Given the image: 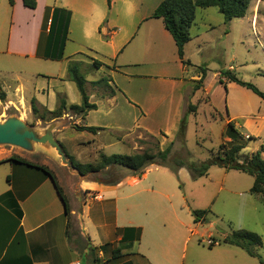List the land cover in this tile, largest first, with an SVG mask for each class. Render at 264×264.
Returning a JSON list of instances; mask_svg holds the SVG:
<instances>
[{
    "label": "crops",
    "instance_id": "1",
    "mask_svg": "<svg viewBox=\"0 0 264 264\" xmlns=\"http://www.w3.org/2000/svg\"><path fill=\"white\" fill-rule=\"evenodd\" d=\"M122 1L114 0L109 7L107 0H37V7L31 9L24 6L23 0H15V4L11 6L13 17L7 44L8 52L56 61L61 65V72H36L35 77L42 78L40 84L30 87L23 83H18L15 87L8 85V89L12 90L11 94H8L0 85V90H4L6 94V105L19 108L22 98L26 101L30 95L36 98L41 108L54 110L59 105L58 94L65 98L69 106L79 105L82 99L79 92L75 91L77 88L72 84L74 82L68 80V63L86 60L93 63L94 60H98L103 65L95 68L103 73L100 78L111 77L110 84L116 91L115 95L102 96L103 93L88 91L89 101L95 103L97 109L90 110L85 115L65 111L63 116L74 119L77 125L98 126L106 130L119 131L131 129L143 121V117L140 116L142 111L155 114L161 110L174 122V125H178L179 133L182 119L188 114H196L197 110L187 112L188 106L197 105L193 101L196 99L198 102L197 96L200 91L207 92L206 78L201 88H194L198 82L197 79L201 77L197 70L200 68L192 64L186 52V45L199 38L200 34L192 36L193 38L185 45L184 59L189 60L190 63L183 64L178 55L175 40L165 28L163 20L152 17L153 11L162 0H157L144 13L141 10L144 6L142 0H124L123 3ZM3 2L4 0L1 4H4ZM7 4H4L5 8L8 7ZM17 6L30 12L31 16L27 19H33L36 23L35 29L27 34L20 46L14 45L12 40L13 27L17 24L16 19H19L16 17ZM261 6L259 4L257 7ZM55 8L71 12L63 57L58 60L49 58L56 53V42L62 19L60 15L55 16L53 33L49 34L50 19ZM120 12L129 19H120ZM256 17H258L257 10L253 21ZM6 19V12L0 14L2 24L0 34L5 30ZM192 67L196 68L194 72L190 70ZM219 76L224 80V76L220 74ZM148 78L157 79L158 84L164 87L165 93L163 95L150 93L148 84L144 87L136 83L138 80ZM52 80L56 82L54 85H51ZM96 80L98 79L90 82L87 79V84L89 82L92 84ZM101 108H103L105 121L101 124L87 122L90 115L100 111ZM119 108L122 112L120 115H118ZM63 116L55 118V121L64 120ZM241 116V114L235 116L229 114L227 123L235 122L236 118ZM126 121H129L131 125L128 126ZM143 127L147 128V126ZM59 131L61 143L65 145L64 147L68 146L65 149L75 154L81 152V148L98 144V136L101 133L76 130L92 135H89L86 140L74 141V139L66 138L62 130ZM166 138L168 143L169 137L166 136ZM161 144L162 149L167 146H164L162 141ZM103 147H105V140L101 142V151L104 150ZM7 158L9 157L2 158L0 161ZM79 159L82 160L80 157ZM27 160L46 165L54 171L67 198L70 213H66L65 204L53 180L43 170L14 161L0 163V166H8L4 173L5 182L0 184V264H176L180 253L178 242L172 238L160 239L159 223L150 219L151 203L148 201L151 193H160L157 186L163 188L162 175H157L154 181L149 182V186L142 185L143 180L148 177L146 171L142 176H127L125 180L113 185L105 184L100 178L95 180L82 178L76 173H72V176H76V181L65 175L61 180L49 164ZM153 165L155 164L150 166ZM166 168L164 169L167 170ZM183 168H180L178 172ZM170 171L173 173L172 170ZM63 182L72 188V197L68 194ZM125 183L136 188L126 192L124 198L132 199L142 193L145 194L139 204L130 206L139 213V218L123 226H118V221L115 220L109 224L107 220L105 222V204L112 206L116 204L115 200L118 198L116 190ZM252 185L246 188V192L256 196L258 201L254 202L253 210H259L260 205L264 206V195L251 193ZM220 189H226L225 183L220 186ZM227 190L232 195L241 194L234 188ZM96 196L99 198H95ZM159 221L164 223L163 219ZM108 227L109 229L105 231ZM128 227L136 228L135 238H123ZM240 227L239 229H243L244 226ZM147 231L151 233V236L144 242ZM105 233L110 236L107 241H105ZM220 241L218 240L213 247H209L210 250H215L213 257L218 260L206 261L203 264H256V261L262 264L257 257L251 256L244 249ZM105 243L110 245L107 246L108 244L105 245ZM115 248H121V256L116 258L113 257ZM185 254L184 251L183 255Z\"/></svg>",
    "mask_w": 264,
    "mask_h": 264
},
{
    "label": "rangeland",
    "instance_id": "2",
    "mask_svg": "<svg viewBox=\"0 0 264 264\" xmlns=\"http://www.w3.org/2000/svg\"><path fill=\"white\" fill-rule=\"evenodd\" d=\"M2 1L0 0V14L6 12L7 19L4 26L5 30L0 34V85L8 94H11L12 90L8 89V85L15 87L18 83H23L30 87L34 84H40L42 78L37 79L35 77L36 72H61V65L53 60L32 58L18 55L12 51L8 52L7 44L11 34L13 8L9 4V0L3 2L4 4L8 3L6 8L4 4H1ZM156 1L142 0L144 3L141 9L142 13L146 12ZM259 4L262 5L260 8L257 7ZM256 10L258 17L253 21ZM30 16V12L24 11L20 6L16 7V17L19 19H16L17 24L13 27L12 40L14 45L20 46L27 34L35 29V21L27 19ZM119 17L120 19H129L123 12H120ZM0 27H2L1 23ZM191 34L192 36L200 34V37L186 45L187 58L196 68H206L207 92L200 91L197 96L198 102L196 99L193 101L195 104L197 103L195 105L196 114L191 113L185 116L187 124L185 138L178 137V125H174V122L168 119L161 110L155 114H147L142 111L140 116L144 120L137 123L135 127L119 131L102 130L98 136L100 144L81 148V152L75 154L73 151L66 150L68 146H63L60 141L61 132L59 130L64 132L66 138L74 139V141L86 140L92 134L76 131L75 120L64 115L65 119L59 120L62 122L59 129L54 131V136L57 141L59 140L58 142L62 145L69 160H71L70 157H73L78 162L97 163L100 161L102 153L111 155L141 152L154 143L151 135L159 140L160 147H163L161 141L164 146L167 145L164 149L171 145L170 142H174L170 154L171 160L189 161L197 165L213 159L223 143L227 147L237 143L244 144L245 147L239 155L240 160L264 147V98L251 89L229 80L227 76H224L225 81L222 84L219 76L221 72L230 70L240 80L249 82L264 92V0L255 1L245 17L233 18L229 21H226L216 7L198 8ZM196 68H190L191 72H194ZM79 69L90 82L103 75L89 60L79 62ZM197 70L200 76V70ZM90 82L87 84L89 93L91 90L97 91L98 94L104 93L103 90L94 87ZM55 83L54 80L51 81V85ZM136 83L144 87H147L148 84L150 93L158 95L165 93L164 87L158 84L157 79L148 78L138 80ZM72 84L75 87V84ZM4 90H0V122L7 117L19 116L27 126L43 132L55 121V119L42 120L39 115L32 112L31 100L33 97L30 95L26 101L22 98L19 108L6 105ZM75 91L78 93L77 90ZM2 95L4 98H1ZM58 96L62 97L61 94ZM187 112H189V106ZM121 113V108H119L118 115ZM229 114L231 116L242 115L235 121L238 130L243 135L239 141H233L226 134ZM88 121L100 124L104 122L103 108L98 112H93L87 119ZM126 122L128 126L131 125L129 121ZM143 126H147V128ZM166 136L169 137L168 143ZM250 136L251 138L248 139ZM104 140L105 147L101 151V142ZM12 155L49 164L61 180L64 175L72 177L74 181L77 179L76 176H72L73 172L69 166L62 164L61 157L56 153L29 152L12 145H0V159ZM6 167L8 166H0V184L5 182ZM164 168L166 166L162 167L158 164L147 166L145 171L148 177L143 180L142 185L149 186V182L154 181L157 175L164 177L163 188L157 186L160 193L150 194L148 201L151 203L150 219L158 221L161 231L160 239L172 238L178 242L180 253L176 264H203L206 261L218 260L213 257L215 250L209 249L211 238L222 240L233 229L241 228L240 226H244L243 229L256 232L261 236L263 247L260 249V254L264 258V206L260 205L259 210H253L257 198L246 192V188L253 184L252 176L237 170L228 171L217 164L211 165L207 174L198 178H193L186 167L178 173L173 170L172 173L169 167L170 170ZM104 171L106 172L107 169L88 173L87 178L92 180L115 178L125 174L120 179L123 181L127 176H139L137 173L124 168L110 171V174L107 175ZM223 183L226 185L225 190L220 189ZM63 184L72 197V188L65 182ZM134 188L136 187L125 183L117 189L116 197L118 198H116V204L113 206L107 204L106 199L105 222L107 220L110 224L115 220L118 221V226H123L129 224L131 220L139 218V213L130 206L139 204L144 199L145 194L142 193L140 196L132 197V199L124 198L126 192L132 191ZM228 188H234L241 194L232 195L228 192ZM127 207H129L128 210ZM204 209H210L206 219L197 220L194 212ZM159 219H163L164 223H160ZM106 229L109 227L105 228V231ZM108 235L105 233V241L109 239L110 236ZM150 236L151 233L147 231L144 242L147 238L150 239ZM107 244L105 243V245ZM184 251L186 252L185 256L183 255ZM255 263L260 264L257 261Z\"/></svg>",
    "mask_w": 264,
    "mask_h": 264
},
{
    "label": "trees",
    "instance_id": "3",
    "mask_svg": "<svg viewBox=\"0 0 264 264\" xmlns=\"http://www.w3.org/2000/svg\"><path fill=\"white\" fill-rule=\"evenodd\" d=\"M113 1L114 0H107L109 7L111 6ZM255 1L257 0H162L153 11L152 17L160 18L163 20L165 28L171 33L175 40L180 59L182 60L183 64H189L190 61L184 59V49L185 45L193 38L191 34V28L196 20V13L198 8L216 7L223 14L226 21H229L233 18L245 17ZM9 3L11 6H13L15 4V0H9ZM23 4L28 8L35 9L37 7V0H23ZM56 15H60L62 17L61 26L59 28L56 42V53L55 55L50 56L49 58L58 60L63 57L65 42L68 35V27L71 12L65 9L55 8L50 19L51 22L49 27V34L53 33ZM48 20L49 19L47 17V21ZM102 65L103 63L98 60H94L93 62V66L96 68H100ZM67 75L68 80L74 82L76 85V88L82 99L81 104H72L69 106L63 96H58L59 105L57 106V108L54 110H48L47 108H41L38 105L36 98L33 97L31 100L32 112L36 115H39L40 119L46 121L59 118L63 116L65 111H71L74 113L85 115L90 110L97 109V105L89 101V94L86 87L88 81L86 75L83 74L79 69V62L70 61L68 63ZM200 75L201 77L195 85V89H199L202 87L207 75L206 68H200ZM220 75L227 76L229 80L237 82L238 84L251 89L254 93L264 98L263 91L259 90L256 86L249 82L240 80L230 70L221 72ZM111 80L112 79L110 76H103L102 78L93 81L92 85L104 91L102 96L112 97L115 95L116 91L110 84ZM220 82L223 84L224 80L220 78ZM1 98H4V95H2ZM193 111H195V105L190 104L189 113ZM185 118L186 117H184L181 121L178 133V137L183 139L185 138L187 128ZM75 129L78 131L86 130L97 134L98 132L106 128L76 124ZM226 134L233 141H239L243 138L242 133L238 130L234 121H229L227 123ZM151 137L154 139V143L141 152H135L132 154L111 155L102 153L100 155V161L97 163H82L75 161L73 157H70V159L79 171V173L83 176L87 175L88 173L100 172L104 169H107L106 172L104 171L107 175L110 174V171H114L119 168L127 169L130 172L137 173L139 176H142L145 173L147 166L151 164H158L160 166L169 167L175 173H178V170L180 168L186 167L193 178H198L207 174L211 165L217 164L227 170H238L252 176L254 181L252 187L250 188V192L253 194L264 195V147H261L257 151L246 155L243 160H240L239 155L245 145L242 143H237L231 145L230 147H227V145L223 143L222 145H220L219 151L213 159H210L208 162L197 165L194 163H190L189 161L177 162V160L175 159L171 160L170 154L174 142H172L171 145L166 149H162L160 147L159 140L154 135H151ZM250 138L251 136L248 137V139ZM7 161L18 162L43 170L53 180L57 191L59 192L65 204L66 213H70L67 198L63 192V189L59 185L56 174L53 170H51L46 165H40L31 162L26 158L18 155H12L9 158L0 161V163ZM124 175L125 174L115 178H103L102 182L109 185L117 184ZM209 212L210 209L196 210L194 214L196 215L197 220H199L206 219V216ZM136 231L137 230L134 227L126 228V232L123 235V238H135V236L137 235L135 234ZM217 241L218 240L211 238L209 247H213ZM220 242L233 246H238L244 249L251 256L257 257L260 262L264 264V259L259 254V249L263 245V240L258 233L246 229H235L229 235L223 238ZM118 256H121V248H115L113 250V257L116 258Z\"/></svg>",
    "mask_w": 264,
    "mask_h": 264
},
{
    "label": "water",
    "instance_id": "4",
    "mask_svg": "<svg viewBox=\"0 0 264 264\" xmlns=\"http://www.w3.org/2000/svg\"><path fill=\"white\" fill-rule=\"evenodd\" d=\"M61 122L54 121L41 132L34 127L27 126L19 116L7 117L0 122V145H12L29 152L56 153L61 157L62 164L68 165L73 173L82 178H87L88 176L81 175L73 162L67 158L62 145L54 136V131Z\"/></svg>",
    "mask_w": 264,
    "mask_h": 264
},
{
    "label": "built area",
    "instance_id": "5",
    "mask_svg": "<svg viewBox=\"0 0 264 264\" xmlns=\"http://www.w3.org/2000/svg\"><path fill=\"white\" fill-rule=\"evenodd\" d=\"M95 198H99L98 196H96ZM79 264V263H78Z\"/></svg>",
    "mask_w": 264,
    "mask_h": 264
}]
</instances>
